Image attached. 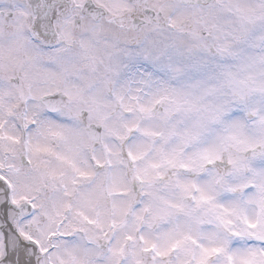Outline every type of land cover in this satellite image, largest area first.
<instances>
[{"label": "snow or ice", "instance_id": "snow-or-ice-1", "mask_svg": "<svg viewBox=\"0 0 264 264\" xmlns=\"http://www.w3.org/2000/svg\"><path fill=\"white\" fill-rule=\"evenodd\" d=\"M0 264H264V0H0Z\"/></svg>", "mask_w": 264, "mask_h": 264}]
</instances>
